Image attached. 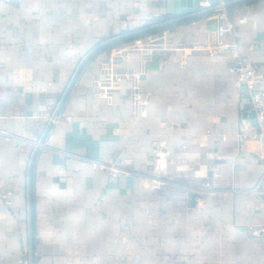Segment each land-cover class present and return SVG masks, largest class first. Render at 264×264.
<instances>
[{"label":"crops","instance_id":"1","mask_svg":"<svg viewBox=\"0 0 264 264\" xmlns=\"http://www.w3.org/2000/svg\"><path fill=\"white\" fill-rule=\"evenodd\" d=\"M222 1L234 25L223 42L264 76V0L1 4L0 264H264V201L251 192L263 148L242 137L255 116L230 70L239 61L211 50L217 11L148 35L160 45L145 59L121 54L134 41L96 54L55 117L100 44ZM93 161L132 173L111 178Z\"/></svg>","mask_w":264,"mask_h":264},{"label":"built area","instance_id":"2","mask_svg":"<svg viewBox=\"0 0 264 264\" xmlns=\"http://www.w3.org/2000/svg\"><path fill=\"white\" fill-rule=\"evenodd\" d=\"M11 0H0V17H1V4L9 3ZM225 2H221L217 7V19H218V35L220 38L219 43L216 46H212L211 50L213 51H229L231 55L239 61V64L232 67L230 70L232 73L237 74L238 82L244 87L245 92L250 101L251 112L255 116V124L253 130L248 134H243V138H249L254 141L261 143L263 151L262 155L264 157V76L259 73L256 67L248 62L242 60L241 53L242 47L240 43H224L223 39L233 34L234 25L229 20ZM159 43L152 36L148 38H139L134 40L133 45L128 49L123 51L121 54L128 55L134 54L133 57H150L154 54L155 51L159 49ZM107 79L109 83H113L114 79L120 81V75H112L110 68L106 71ZM113 77H112V76ZM115 77V78H114ZM133 80V78H132ZM132 97L138 107L143 106L146 103V98L144 93L141 91L139 81L135 79L133 81V93ZM56 118L52 121L54 122ZM0 134L9 136L5 131L0 130ZM94 167L104 169L108 172L111 178H117L122 175H130L132 172L129 171L126 167L120 166L116 163H106L101 161H93ZM164 182L160 180H154L153 187L155 189H162ZM251 192L264 201V175L257 183L255 187L252 188ZM11 195V193H9ZM3 198V195L0 193V199ZM256 234H263L264 230H258Z\"/></svg>","mask_w":264,"mask_h":264},{"label":"water","instance_id":"3","mask_svg":"<svg viewBox=\"0 0 264 264\" xmlns=\"http://www.w3.org/2000/svg\"><path fill=\"white\" fill-rule=\"evenodd\" d=\"M244 1H246V0H239V1H236V2H234L232 4H235V3H238V2H244ZM228 6H229V4H227L225 8H227ZM217 10H218V7H214L212 10H207V11H203L201 13H196V14H193V15H190V16H185V17L174 19V20H171V21H166V22H163V23H159V24L148 26V27H144L142 29L131 31V32L126 33L124 35H120L118 37H115L113 39H110V40L100 44L93 51H91L86 56V58L82 61V63L79 65V67H78V69H77L72 81L69 84V87L67 88V91H66V93L64 95V98H63V100H62V102L60 104V107H59L58 111L55 114V117L58 115L61 106L63 105V103H64L66 97L69 95L70 91L72 90V88H73L76 80L78 79L81 71L83 70L84 66L90 61V59H92V57L97 52H99L104 47L109 46V45H111V44H113L115 42H119V41H122V40H125V39H128V38H132V37H137V36H140V35H145V34L153 32V31L160 30V29L166 28L168 26H172V25H174L176 23H179L181 21H185L187 19L193 18V17L198 16L200 14H205V13H208L210 11H217ZM51 126H52V123L49 125V127L47 129V133L50 130ZM43 141H44V138L42 139L41 143H43ZM33 163H34V158L32 159V162H31V165H30L29 182H30L31 176H32ZM29 220H30L31 262L33 263L34 262V258H33L34 257V230H33V199H32L31 182H30V185H29Z\"/></svg>","mask_w":264,"mask_h":264},{"label":"trees","instance_id":"4","mask_svg":"<svg viewBox=\"0 0 264 264\" xmlns=\"http://www.w3.org/2000/svg\"><path fill=\"white\" fill-rule=\"evenodd\" d=\"M160 32H162V29H160V30H156V31H153V32L148 33V34H145V35H140V36H137V37H132V38H128V39H125V40H122V41H119V42H115V43H113V44H111V45H109V46L104 47L103 49H101V50H100L99 52H97L96 54H98V53H100V52H102V51H106V50L112 49V48L117 47V46L124 45V44H126V43L132 42V41H134V40H136V39L143 38V37L148 36V35L158 34V33H160ZM96 54H95V55H96ZM95 55H94V56H95ZM94 56H93V57H94ZM93 57H92V58H93Z\"/></svg>","mask_w":264,"mask_h":264}]
</instances>
